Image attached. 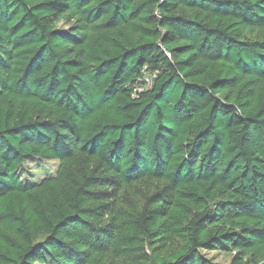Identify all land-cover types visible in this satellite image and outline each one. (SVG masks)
Listing matches in <instances>:
<instances>
[{
  "label": "trees",
  "instance_id": "trees-1",
  "mask_svg": "<svg viewBox=\"0 0 264 264\" xmlns=\"http://www.w3.org/2000/svg\"><path fill=\"white\" fill-rule=\"evenodd\" d=\"M214 251L264 264V0H0V264Z\"/></svg>",
  "mask_w": 264,
  "mask_h": 264
},
{
  "label": "rangeland",
  "instance_id": "rangeland-1",
  "mask_svg": "<svg viewBox=\"0 0 264 264\" xmlns=\"http://www.w3.org/2000/svg\"><path fill=\"white\" fill-rule=\"evenodd\" d=\"M55 162V161H53ZM58 164V162H56ZM56 164V165H57ZM28 165L30 166V168H32L34 170L35 165L32 162H28ZM55 165V166H56ZM54 163H46L45 164V170L47 169L49 171V173H45V174H52L54 172L55 169ZM27 174L24 175V179H26L27 181H36L39 180L40 178H42L44 176V172L42 171H38V173H35V176H30V169L27 168ZM202 256L207 258L208 260H211L215 263H222V264H229L231 257L229 255L223 254V253H219V252H201Z\"/></svg>",
  "mask_w": 264,
  "mask_h": 264
},
{
  "label": "built area",
  "instance_id": "built-area-1",
  "mask_svg": "<svg viewBox=\"0 0 264 264\" xmlns=\"http://www.w3.org/2000/svg\"><path fill=\"white\" fill-rule=\"evenodd\" d=\"M155 74L152 73H144L138 82H140L139 85L135 86L133 89V96L139 92H142L152 85V80L154 79Z\"/></svg>",
  "mask_w": 264,
  "mask_h": 264
}]
</instances>
